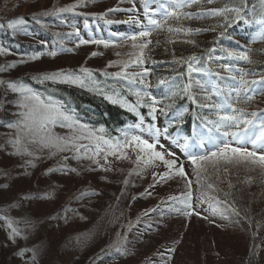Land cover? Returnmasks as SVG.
<instances>
[{"label":"trees","instance_id":"1","mask_svg":"<svg viewBox=\"0 0 264 264\" xmlns=\"http://www.w3.org/2000/svg\"><path fill=\"white\" fill-rule=\"evenodd\" d=\"M150 1L153 2V7L158 8L159 4L165 3L168 5L169 11L173 8L170 0H140V9L137 14H134L140 23L130 22L135 24L138 33L145 29V26L148 25V17L153 15L154 11L148 6ZM145 6L149 9L147 15ZM233 8L241 10L240 18H237V14L232 11L218 14L209 12L210 9L230 10ZM115 10L124 11L118 6ZM158 10L153 18L163 20L162 22L165 23L164 25L162 23L160 28L153 27L150 32L149 40L145 41L147 47L141 50L143 56L139 55L142 63L130 64L126 69L123 68V65L121 68L116 67L111 70L101 68L90 70L91 76L82 72L80 68L73 70L74 74L79 75L84 81L83 86L64 82H40L33 79L34 76L23 74L17 75L16 78L10 75V79H5L3 85L8 87V82H15L17 85L23 83L43 98L51 97L53 102L61 106L62 110L76 121L72 128L63 126L62 130L66 132H68L67 130L73 132L82 130L91 133L97 137L94 145L99 144L104 150H115L104 144L105 140L113 144L119 142L120 148H125L128 145L126 141L131 142L133 135L152 142L151 131L154 129L150 130L151 125L160 129V137L174 138L172 146L177 147L178 143H184L185 137L189 138V143L194 142L200 132L209 137L222 135L223 131L239 133L246 130L244 124L241 123L239 127L232 126L222 129L221 132L214 130L209 133L208 127L211 125L205 127L202 120L204 117L215 120L217 116L213 110L201 109L198 106L205 103L224 102L225 98L229 96L230 90L239 86L240 77L237 72L239 69L248 73L244 79L261 83L249 85L250 89L259 90L251 100L242 98L237 102L236 93L231 92V102L234 107L243 108L245 110L244 118L255 120L259 129L260 117L264 116V39L261 38L264 28L256 21L264 19V0H212L211 3H208V0H197L196 3L186 4L177 9L180 13L178 18L171 16L166 20L162 13H159L163 12V9L159 8ZM67 12L60 11V13H65L64 21L71 22V26L77 25L76 30L69 27L53 32L48 28L55 25L56 22H63L58 18L61 14L50 13L46 16L22 14L0 19V48H15L25 55L33 54L39 57L40 55L47 56L50 54L48 51L51 50L62 54L63 44L67 42L65 41L67 37L68 40H76L75 43L78 42L77 39L82 41L83 38L92 35L105 36L110 41L111 37L107 34L121 29L116 30L109 22L108 14L104 12L95 11L80 14ZM102 14L106 15L102 16ZM121 16L126 20L130 15ZM17 18L25 20L24 25L18 26L22 32L40 37L43 43L34 42L36 44L33 45V43L15 40L14 35H18V30L8 28V22ZM244 18H247L249 22L253 18L255 19L254 23H250V29H248L251 36L238 38L236 41L234 36L238 30H243ZM174 21L176 23L172 24ZM105 22H108L112 29H105ZM124 22L128 23L129 21ZM169 28L191 29L192 31L188 33L185 31L176 32L169 31ZM19 32L21 33V31ZM166 33L173 36L170 37V41L166 40L168 38ZM242 51L248 52V61L236 60L228 55L229 52ZM12 53L14 56L18 54L17 51ZM212 53L216 55L213 56ZM193 56L199 59L198 63L189 59ZM218 57H222L221 60L225 61L223 67L210 65V61L217 60ZM137 58H129L126 63L137 60ZM190 63L194 67L202 69L197 72H202L201 80L196 78L194 74L196 72L189 75ZM0 66L5 68L0 71V74L4 72L8 75V65ZM145 66H148V70L142 72L146 73L143 84L140 83L141 79L137 76L135 81L125 78V74L131 75L132 71L129 70L143 69ZM224 66L231 68V72L225 71ZM122 69L124 74L112 75L121 72ZM232 76H236L237 79L233 80ZM190 80L193 88L190 93H185L184 86ZM196 80L204 83L203 88L195 84ZM175 83H180V88L176 91V95H173L174 92L172 93L168 86ZM3 85L0 83V110L5 111V114L0 115V128L4 131L11 129L14 132L17 130L9 125L20 119L18 114L21 109L17 100L21 93L14 92L9 87L8 93H5L2 90ZM136 92L149 93L155 98L156 103L153 105L148 97H143L141 103L137 104L138 97L134 94ZM189 95L196 96L197 102L193 103L189 99ZM240 95L243 97L244 93L242 92ZM204 97H210V99H204ZM113 100L118 102L113 103ZM162 101L167 102L166 106ZM133 107L135 111L131 110ZM152 107L156 109L154 113ZM227 112L230 113L231 109H227ZM252 112H256L257 117H252L250 115ZM141 117H143L142 121ZM164 129H167V133H164ZM1 130L0 132H3ZM4 142L6 140H3ZM11 147L8 149L0 145V159L4 158L9 150H14V146ZM70 148V153L75 150ZM4 149L8 151H2ZM181 159L186 162L190 161L186 155ZM232 166L241 167L240 165ZM148 167L145 168L148 169ZM130 168H132V163H130ZM193 172L187 171L186 178L181 177L183 185L180 192L171 194L150 208L138 209L135 212L131 210L132 205L143 198L147 187H136V189L129 186L130 190L125 191L124 197L116 200L117 196L113 191L117 187H113L112 181H103L104 185L100 187L103 192L99 191V188L88 191L89 193L84 190L72 192L73 194L66 200L54 205L49 210L43 202L44 189L42 184L40 185L41 182H38L36 187L23 190L20 194H17L15 190L10 196L11 199L5 200L6 202L0 201V228L7 233L8 237H10L12 229L15 228L20 234L12 239L19 240L20 245L11 251L12 257L7 256L6 260L0 261V264H10L14 260H19L26 250L31 252L37 244H51L53 242L51 238L57 241L62 240L63 243L79 236L87 228V222H90L89 218H94L92 214L96 204L105 207L104 200L109 198L115 203L118 202L123 209L119 212L122 215L120 223L122 226L118 228L117 237L113 235L109 240V245L108 243L103 245L107 247L98 252L95 250L87 264H111L125 258L129 259L131 258L130 254L140 253L150 247L152 243L154 246L150 248L147 255H143L139 261L130 260L128 264H173L175 263L174 254L178 248V259L181 261L187 254L185 252L192 249V255L189 254L184 258V264H264V173H256L251 169L242 170L222 166L196 174ZM2 176L0 174V190L4 188ZM38 178L40 177L38 176ZM104 189L107 192L113 189L112 195L105 193ZM189 191L191 192L189 201L191 208L185 207V204L181 202ZM86 196L87 198L83 202ZM171 197H180L181 199L173 200L170 199ZM99 198L102 199L98 200ZM39 207L44 212H41L42 210L39 212L37 210ZM72 211L75 212V215L65 225L50 226L51 221ZM185 212L190 214L185 215ZM191 223L200 224L202 230H190ZM222 234L225 235L222 236ZM134 237L150 238L146 242L142 239L143 242L138 246L139 240L131 239ZM56 244L58 243L56 242ZM56 244L54 247L52 246V251L48 249L45 254H51L58 247ZM163 258L166 260L162 262ZM70 259V264H81L73 256Z\"/></svg>","mask_w":264,"mask_h":264},{"label":"rangeland","instance_id":"2","mask_svg":"<svg viewBox=\"0 0 264 264\" xmlns=\"http://www.w3.org/2000/svg\"><path fill=\"white\" fill-rule=\"evenodd\" d=\"M73 4H77L78 6L67 13L73 12L80 14L91 13L95 11L107 13L110 19L109 22L112 23L116 30L121 28L120 31H113L111 34H107L111 37L110 41L105 36L96 37L95 35H92L91 37L83 38L82 41H87V43H81L80 39H77L78 42L75 43L76 40H68L69 38L67 37L65 39L67 42L63 44L64 49L62 54L55 52L56 55L54 56L51 54H48L47 56L40 55V57L38 56V59L35 60L30 59V57L36 55H25L23 52H20L15 48H5L7 51L0 53V65L4 64L15 66L8 67V75L4 74V72L0 74V82H2V85L5 79H10V75H13L15 78L17 75L22 74L31 77H38L43 74H51L55 72L75 73L73 70H79V68H86L89 70H95L98 68L111 70L116 67L121 68L129 58L139 57L141 51L139 45L144 44L145 41L149 40V38L140 37L137 32L138 30L135 29V24L130 22L126 23L124 21H132L137 19L134 14H137L140 9V0H0V19L11 18L22 14H40V16H46L45 12H49L47 14H61L58 16V18L63 20L62 23L56 22L55 25L48 27L50 30L54 32L60 31L62 28L66 29L69 27H73L76 30L77 25L71 26V22L64 21L66 18L64 16L65 13H60V11H57L58 9L66 8ZM117 6L123 8L124 11L122 12L115 10ZM110 9L112 11H108ZM159 13H162V11ZM105 15L106 14L102 16ZM121 15L130 16H127V19L125 20ZM162 21L163 20H161V22ZM244 21L245 23L243 30H238L237 34L234 36L236 41H238V38H246L251 36L248 29H250V23H254L255 19L253 18V20L249 22L247 18H244ZM162 23L164 25L165 22ZM175 23L176 21H174L172 24ZM104 25H106L105 29H112L108 22H105ZM19 31H21V33ZM17 34L18 35H14V39L17 41L20 40V42L24 43H33V45L36 44L34 42L43 43V41L40 40V37L38 38L37 36H32L31 34L22 32V30H18ZM133 35L137 36L135 41L130 39V37ZM166 35H168V38H166L168 41H170V37H173L169 36L168 33H166ZM94 41H101V43H95ZM134 44L137 46L133 47ZM16 51L19 55L15 54L14 56L12 52ZM48 52L52 53L53 51L51 50ZM93 53H96V55H92ZM215 53H212L211 55L215 56ZM21 61H23V63H21ZM224 62L225 61L217 62L216 65L223 67ZM110 64L111 66H109ZM146 70H148V66H145V68L143 67V69L134 68L129 71H132L131 74H140ZM194 74L196 75V78L201 80L202 72H196ZM145 76L146 75H137V78L143 79ZM44 82L61 83L59 80H47ZM202 84L204 85L203 82ZM4 85L2 90L5 93H8L7 90H9V88L5 85V87H7L5 89ZM179 88L180 83H175L174 85L168 86V89H170L172 93H176ZM18 98L19 100L17 101H20L22 99V95L19 94ZM162 103L165 106L167 104L165 101H162ZM226 111L227 109L221 110V112ZM4 112L5 111L0 110V115L5 114ZM61 123L57 122L49 126L50 135L53 138L62 137L65 139L69 137H88L87 139H79L74 141L76 146H87V150L85 148H80L79 152H77L75 147L69 145L66 150H64L67 152V155H65L64 151H60L56 147L43 146L38 139L36 142H32V138H22L21 145L19 146L20 151L18 153L17 147L12 143L17 135V131L13 132L11 129L4 131L0 128V130L3 131L0 132V145L8 149H11V146H14L13 151L9 150V153L7 152L6 156L0 159V174L3 175L2 177L4 180V188L0 190V201L4 202L5 200H8L15 190L17 194H20L23 190L36 187L37 183L41 182L40 185L42 184L44 189L43 202L45 203V207H47L49 210L54 205L60 204L66 200L76 191L84 190L85 192L89 193L88 191H93L95 188H99V191L103 192L100 188L102 185H104L103 181H112V184H114L113 187H117L113 191L116 193V200H120L122 197H124L125 191L130 190L129 186H133V188L147 187V191L142 196L143 198L137 200V202H134L132 205L131 210L132 212H135L138 209H146L148 207L150 208V206L162 202V200H165L171 194L180 192L183 185V180L181 176L175 174L174 170L178 169L181 165H183L185 173H187V171H194L193 174L204 172L211 168L213 169V167L217 168L221 166L228 168H240L242 170L251 169L256 173H264V167L260 166L258 163L252 164L250 162H244V160L239 157H233L231 153L228 154L229 159L227 160L219 155L215 157L209 156L208 160L201 161L198 163V165H193L191 161L186 162L181 159L184 157V155H187V152L183 151L178 146L175 148L171 147V142L165 140L162 142V144H156L155 151L161 152L165 159L176 160V165L174 166L173 172L170 173L167 178L161 179L162 174L169 172V169L161 160L153 158L147 164L144 162L138 163L136 160L137 155L140 154L143 156L144 154L139 153V149L130 144H128L125 148H120L117 151L108 149L104 150L100 147L102 151L97 154L96 145H94V142L97 139L95 135L82 130H77L76 132L67 130L68 132H66L65 130H62L63 126ZM258 131L259 130H257V132ZM218 137L221 138V141L226 140L230 147L240 146L237 145L231 136L227 138H224L223 136ZM204 139L205 145L202 149H204L206 152L202 154L208 155L209 152L211 153V151H217V149L213 147L212 144L207 142L206 137H204ZM3 140H6V142L3 143ZM159 141H161V139H159ZM190 145H195L190 149L192 153H201V148L199 145L194 143H190ZM163 146H165V148ZM166 146L169 148V151H166ZM69 147H71V150H75L70 153ZM246 147H250V149L253 150L250 143L247 144ZM2 151L8 150L4 149ZM256 151L259 153L260 149H256ZM169 152L173 153L174 155L168 156L167 153ZM145 158L147 159V157ZM130 163H132V168H130ZM232 165H240L241 167H234ZM146 166H149L148 169L145 168ZM73 169L75 171H73ZM38 176L40 178H38ZM125 181H127V183H125ZM12 183L14 184L13 187ZM88 185L94 186L89 187ZM104 190V192L108 195H112L111 191L113 189L108 192L106 189ZM86 198L87 196L84 198L83 202L86 200ZM100 199L102 198H99L98 200ZM104 204L105 207H102L101 204L99 206L96 204V212L94 209V213L92 214L94 215L95 219L89 218L90 222H87V228H85L82 233L79 232L81 233L79 236H76L72 240L65 241L63 243L62 240L57 241L56 239H52L50 237L51 241L53 240L51 244H37V246L34 247V250L31 252L26 250L19 260H14L11 263L70 264V257L73 256V258L77 259L79 263L87 264L90 256L95 252V250L98 252L107 247L103 245H107V243L109 245V240L113 235L117 237L116 234L118 233V228L122 226V224H120L122 221V215L119 212L123 211V209L120 204L118 202H113L110 198L107 200L105 199ZM37 210L40 212L42 208L39 207ZM41 212H44V210ZM74 213L75 212L72 211L67 214L65 213V215L63 214L59 216L58 218L51 221L50 226L54 225L55 227L65 225L72 217H74ZM190 230L200 231L202 230V226L198 223H191ZM6 234L7 233L0 228V261L6 260L5 258L7 256L12 257L11 251L18 248L20 245L19 240L12 238L10 239V237H8ZM225 234H222V236ZM60 236L61 232L59 234V238ZM149 238L150 237H142L145 242ZM131 239L134 241L139 240L138 246L141 242H143V240L139 239L138 237ZM56 242L58 244H56ZM54 244H56L58 247H56V249H54L51 254H45L48 249L49 251H52V248L55 246ZM153 246L154 244L152 243L150 247L144 251L130 254L131 258H125L122 261H117L111 264H128L130 260L139 261L142 259L143 255L145 256L148 254V252H150V248H153ZM179 247L182 248L181 246ZM191 251L192 249H188L185 252L187 254H185L181 261L178 259V248V251H175L176 253L174 252L176 255L174 254L175 263L173 264H179L180 262L181 264H184V258L188 257L189 254L192 255ZM161 260L163 262L166 260V258Z\"/></svg>","mask_w":264,"mask_h":264},{"label":"snow or ice","instance_id":"3","mask_svg":"<svg viewBox=\"0 0 264 264\" xmlns=\"http://www.w3.org/2000/svg\"><path fill=\"white\" fill-rule=\"evenodd\" d=\"M197 0H170L171 5L173 6L172 10L169 11V7L167 4L162 3L161 8L163 9L162 15L164 19L166 20L168 17L171 16H176L177 18L179 17L180 13L177 11V9H180L184 7L186 4H191V3H196ZM212 0H208V3H211ZM78 5L73 4L70 5L66 8L58 9L57 11H71L74 8H76ZM109 11H112L111 9ZM131 11V10H130ZM225 11H232L237 14V18L239 17L240 14V9L239 8H233V9H210L209 12L211 14H218L221 12ZM149 12V9L147 6H145V14ZM47 15V13H45ZM104 15V14H102ZM156 13L153 12L152 16L148 17V25L145 26V29L143 31H140L138 35L140 37H148L150 35V32L154 28H160L162 26L161 20L154 19L153 16H155ZM190 16L191 14H184ZM129 22L137 23L139 24V20H132ZM258 24L264 28V19L257 20L256 21ZM25 24V20L23 18H17L14 20H11L8 22V28L14 29V30H20L18 26H22ZM169 31H185L186 33L191 32V29H181V28H169ZM199 31V30H197ZM137 38L136 35H133L130 37L133 41H135ZM261 38L264 39V31L261 33ZM95 43H101V41H94ZM81 43H87V41H81ZM137 45H133V47H136ZM141 50L147 47V43L139 45ZM6 49L0 48V53L6 52ZM51 55H56L55 52L50 53ZM92 55H96V53H93ZM228 55L230 57H233L236 60H244L248 61L249 56L247 51H242L238 53L234 52H229ZM140 56H143V51H141ZM30 59H38V55L30 57ZM191 61L194 62H199V59L195 56L189 58ZM209 59H211V56H209ZM142 59L139 57L137 60L130 61L129 63H125L123 68L126 69L130 66V64H138L142 63ZM23 63V61H21ZM15 65H8L7 67H14ZM111 66V64L109 65ZM5 70L3 66H0V71ZM202 69L196 68L193 66V64H189L188 67V72L189 75H191L192 72H199ZM225 71L231 72V68L228 66H224ZM82 72L86 73L87 75L91 76V71L89 69H81ZM239 73V80H238V87H233L230 92L229 96L225 98L224 102L222 103H216V104H199L198 106L203 109V108H209L213 110L217 116V119L211 120L208 117H204L202 120V123L204 124L205 127H208L211 125V127H208L209 133H212L214 130L216 132H221L222 129L229 128L232 126L239 127L241 123L244 124L245 129L247 131L244 132H229V131H223L222 136L224 138H227L229 136L232 137V139L237 143V147H230L229 143L225 141H221L220 137H215V136H209L207 138V142L212 144L213 147L217 149V151H213L209 153L208 155L205 154H193L192 151L190 150L191 147H194L195 145H190L189 144V138L185 137L184 138V143L179 144L178 147H180L183 151L187 152L189 160L192 162L193 165H198L199 162L201 161H206L209 159V156L215 157L217 155L224 157L226 160L229 159L228 154L231 153L233 157H239L244 160V162H250L252 164H259L260 166L264 167V116L260 117L259 121V131H256L257 125L255 120H250V119H245V110L243 108H236L233 106L231 102V92L236 93V98L237 102H239L242 98L245 100H251L253 98V95H255L259 90L255 89H250L249 85H256L258 83H261L260 81H248L244 79L248 73L242 71V70H237ZM124 74L123 69L121 72L113 73L112 75L115 76H120ZM146 73H132L131 75L125 74L126 79H131L135 81L137 75H145ZM107 75V73H105ZM218 75V74H217ZM233 80H236V76L231 77ZM33 79H37L40 82H44L47 80H59L60 82L64 83H73V84H79L81 86L84 85V81L74 73H64V72H55L51 74H43L38 77H33ZM2 83V82H0ZM140 83H144L143 79H141ZM161 83L163 84L164 81L162 80ZM195 84L198 85L199 87L203 88V84L201 81L196 80ZM147 87V85H145ZM8 87L11 88L14 92H19L22 95V99L18 102V105L21 109L19 112L20 119L15 122L14 124H10L9 127L15 128L17 130V135L15 139L12 141L14 146L17 147V152L19 153L20 151V145L22 138H32V142H36L37 139L43 146H51V147H56L60 151L66 150V148L71 145L72 147L76 148V151L79 152L80 148H85L87 150V146L85 145H79L76 146L74 141L79 140V139H87L88 137H69L67 139L65 138H53L50 133H49V126L53 125L57 122H67L66 124L62 123V126H66L69 128H72L76 121L71 115H68L66 111L62 110L61 106L57 105L55 102L51 100V97L45 99L43 98L40 94L33 92L30 88L25 86L23 83H20L17 85L15 82H8ZM193 88V84L191 80L189 83H187L184 86L183 91L185 93H190ZM244 93V96L241 97V93ZM137 97V104H140L141 101L143 100V97H148L149 100L152 101V104L154 105L156 103V100L154 97L150 96L149 93L144 92H136L134 93ZM173 95H176V93H173ZM109 99H112L109 97ZM189 99L193 101V103L197 102V97L194 95H189ZM204 99H210V97H204ZM113 103H116L118 101L113 100ZM120 103H124L123 101H119ZM222 109H231V112H225V114L221 115L220 112ZM131 110L135 111V108L133 107ZM156 111L155 107H152V112L154 113ZM252 117H257L256 112L250 113ZM143 120V117H141V121ZM251 126V128H249ZM83 127V126H81ZM154 129V131H151V135L153 138V142L149 143L147 139H142L140 136L133 135L131 137V142L126 141L127 144L134 145L136 148L139 149V153H143L144 155L138 154L136 157V160L138 163L144 162L145 164L149 163L153 158L161 160L164 165L169 169L168 173H164L161 175V179H165L169 176L170 173L173 172L174 166L176 165V160L173 159H165L164 155L159 152L155 151V146L156 144L159 143L158 137L161 134L160 129L155 128L154 125L150 126V130ZM103 131V129H101ZM164 133H167V129H164ZM127 135V134H125ZM252 145L251 151H249L246 147L247 144ZM104 144L109 145L110 148L119 150L121 147L119 142H116L115 144L111 143L108 140L104 141ZM198 144L200 148H203L205 145V139L204 137H201L198 141ZM256 149H260V152L258 153ZM102 151L100 148L99 144L96 146V152L97 154ZM109 154H114V153H109ZM168 156L174 155L173 153H167ZM147 157V159L145 158ZM73 171H75L73 169ZM175 174L179 175L181 177L186 178L183 165H181L178 169H175ZM155 175V174H154ZM127 183V181H125ZM189 189L191 188V184L189 182L188 184ZM211 187V185H209ZM191 198V192L189 191L187 194H185L184 199L181 201L182 203L185 204V207L191 208V204L189 203ZM170 199L173 200H180V197H171ZM185 215H188L190 213L185 212ZM20 233L13 228L12 233L10 235V238H13L15 236H18ZM119 251V249H117Z\"/></svg>","mask_w":264,"mask_h":264}]
</instances>
